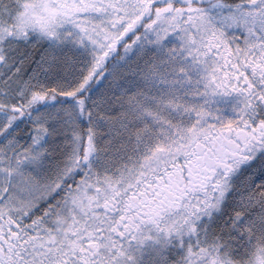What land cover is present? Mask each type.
Returning <instances> with one entry per match:
<instances>
[{
	"label": "snow or ice",
	"instance_id": "6c2138e0",
	"mask_svg": "<svg viewBox=\"0 0 264 264\" xmlns=\"http://www.w3.org/2000/svg\"><path fill=\"white\" fill-rule=\"evenodd\" d=\"M0 264H264V0H0Z\"/></svg>",
	"mask_w": 264,
	"mask_h": 264
}]
</instances>
